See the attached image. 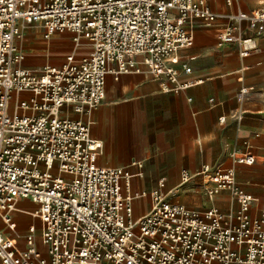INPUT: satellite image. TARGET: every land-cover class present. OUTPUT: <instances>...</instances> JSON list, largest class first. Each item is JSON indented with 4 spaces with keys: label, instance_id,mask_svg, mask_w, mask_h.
I'll use <instances>...</instances> for the list:
<instances>
[{
    "label": "built area",
    "instance_id": "2783aa9c",
    "mask_svg": "<svg viewBox=\"0 0 264 264\" xmlns=\"http://www.w3.org/2000/svg\"><path fill=\"white\" fill-rule=\"evenodd\" d=\"M210 1L0 0V219L20 236L12 212L21 199L38 203L32 217L41 223L43 248L35 224L19 237L24 248L0 230V264H264V206L252 215L255 199L235 173L254 163L250 151L232 150V166L184 170L171 190L160 180L149 193L133 192L136 174L99 165L102 142L92 137L89 120L72 114L89 115L101 105L109 75L146 72L165 92L190 87L179 80L177 54L200 25L227 19L220 41L248 57L264 33V0L234 13L214 12ZM27 29L47 40L69 33L76 46L89 43V51L28 67L20 47ZM181 69L191 73L186 64ZM195 178L204 181L205 195L227 191L238 208L201 211L169 198ZM143 196L151 208L134 219V201Z\"/></svg>",
    "mask_w": 264,
    "mask_h": 264
},
{
    "label": "crops",
    "instance_id": "0c3cea01",
    "mask_svg": "<svg viewBox=\"0 0 264 264\" xmlns=\"http://www.w3.org/2000/svg\"><path fill=\"white\" fill-rule=\"evenodd\" d=\"M260 1L256 4L252 0L245 9L238 0L233 5H228L227 0H211L210 5L217 13H234L239 7L250 12ZM227 23V19H219L209 26L200 25L194 41L179 50V80L191 82L190 87L178 93L165 92L159 80L146 72L123 74L118 80L109 75L101 105L89 115L72 114L89 120L92 137L102 142L99 165L127 167L136 174L131 181L133 192L149 193L160 180H164L166 191L171 190L181 184L184 170L195 173L204 164L232 166V150L250 151L254 163L238 165L235 173L240 186L255 199L251 213L257 215L264 206V33L257 37L256 49L242 58L235 44L219 39ZM36 32L40 38L33 39V46L25 44L24 52L30 62L25 64V57L24 65L41 69L58 54L65 57L71 53L62 56L64 38H72L71 34H55L47 40ZM85 42L80 43L87 46L85 49L75 47L77 56L88 53L90 46ZM182 64L188 65L191 73H185ZM243 87L250 89L240 95ZM221 117L224 122H220ZM203 186L204 181L195 178L169 198L201 211L210 207L223 212L238 208L227 191L210 198L204 194ZM38 207L31 199L18 202L12 216L17 212L27 216L22 226L13 219L20 236L0 222L1 232L12 244L24 248L19 237L32 224L41 230L40 221L29 214ZM150 208L149 196L135 200V218Z\"/></svg>",
    "mask_w": 264,
    "mask_h": 264
},
{
    "label": "rangeland",
    "instance_id": "374dc122",
    "mask_svg": "<svg viewBox=\"0 0 264 264\" xmlns=\"http://www.w3.org/2000/svg\"><path fill=\"white\" fill-rule=\"evenodd\" d=\"M239 1V3H240V5H241V7L242 8H244L245 9V4H251V2H252V0H248L247 1V3H242L240 0H238ZM255 1V3L257 4L258 3V1H260V0H253V2ZM237 2V1H236ZM255 4V5H256ZM30 30H32V31H29V29H27V31H26V33H25V35H24V39L22 40V42H23V44H22V51L24 52L25 51V44H28V46L29 45H32V42L34 41L33 39L35 38V37H37L38 39L40 38V36L37 34V30L36 29H30ZM22 42H20V46H21V43ZM82 42H84V41H82ZM81 42V43H82ZM86 43V42H85ZM63 44H64V53L62 54V56H64V55H66L67 53H69V52H74V49H75V47H76V44H74V41H73V39L71 38V37H69L68 36V38H64V41H63ZM33 46V45H32ZM80 49H85L87 46H85V45H77ZM24 54H25V52H24ZM25 57L27 58V59H25L26 61H25V64H27V63H29L30 62V60L28 59V58H30V56L29 57H27L26 55H25ZM53 58V57H52ZM51 58V59H52ZM63 58H65V57H61V56H59V54H58V56H55L54 57V59H53V61H51L50 63H48L47 65H53V64H56V63H59V61H61V59H63ZM62 63V62H61ZM43 68V67H42ZM41 68V69H42ZM142 206H143V204L142 203H140V207L142 208ZM30 215H32V212H30L29 213ZM13 218H15L14 220L18 223V224H20L21 226L24 224V223H26V221H27V216L25 215V214H23V213H20V212H17V213H15V214H13ZM2 220L0 219V222H1ZM3 223V222H2ZM23 234V233H22ZM40 234H41V230L39 229L38 231H37V239H38V243H39V248L42 250V247L40 246ZM20 235H21V233H20ZM13 243V242H12ZM19 243H20V245L21 246H24L25 245V242L22 240V239H20L19 240Z\"/></svg>",
    "mask_w": 264,
    "mask_h": 264
},
{
    "label": "bare ground",
    "instance_id": "6f19581e",
    "mask_svg": "<svg viewBox=\"0 0 264 264\" xmlns=\"http://www.w3.org/2000/svg\"><path fill=\"white\" fill-rule=\"evenodd\" d=\"M78 45H80V44H78ZM23 53H24V52H23ZM24 61H25V60H23V63H24ZM28 213H29V212H28ZM134 219H136L135 216H134Z\"/></svg>",
    "mask_w": 264,
    "mask_h": 264
}]
</instances>
